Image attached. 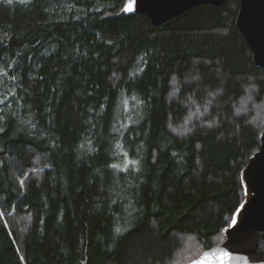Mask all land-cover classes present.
Instances as JSON below:
<instances>
[{
  "label": "trees",
  "instance_id": "obj_1",
  "mask_svg": "<svg viewBox=\"0 0 264 264\" xmlns=\"http://www.w3.org/2000/svg\"><path fill=\"white\" fill-rule=\"evenodd\" d=\"M126 1L0 0V264H184L244 200L264 71L239 0L158 27Z\"/></svg>",
  "mask_w": 264,
  "mask_h": 264
},
{
  "label": "water",
  "instance_id": "obj_2",
  "mask_svg": "<svg viewBox=\"0 0 264 264\" xmlns=\"http://www.w3.org/2000/svg\"><path fill=\"white\" fill-rule=\"evenodd\" d=\"M226 0H127L128 14L148 17L158 27L201 5L216 7ZM236 24L257 66L264 71V0H239ZM131 4V11L126 10ZM259 149L241 172L244 200L235 211L225 238L184 264H264V128ZM227 254V255H225Z\"/></svg>",
  "mask_w": 264,
  "mask_h": 264
},
{
  "label": "rangeland",
  "instance_id": "obj_3",
  "mask_svg": "<svg viewBox=\"0 0 264 264\" xmlns=\"http://www.w3.org/2000/svg\"><path fill=\"white\" fill-rule=\"evenodd\" d=\"M248 103V101L246 100V102H242V104H241V106H240V109H245L247 106H246V104ZM263 104H264V101H263ZM262 106V103L261 104H256V110H258V109H260V107ZM244 111V110H243ZM222 241V240H221Z\"/></svg>",
  "mask_w": 264,
  "mask_h": 264
},
{
  "label": "snow or ice",
  "instance_id": "obj_4",
  "mask_svg": "<svg viewBox=\"0 0 264 264\" xmlns=\"http://www.w3.org/2000/svg\"><path fill=\"white\" fill-rule=\"evenodd\" d=\"M8 2H11V0H8ZM131 8H132V6H131V4H129L126 10L131 11ZM241 110H242V109H238V111H241ZM114 167H115V166H114ZM20 184H21V186H23V181H20ZM4 214H5V213L0 212V215H4ZM117 231H119V229H117ZM225 255H227V254H225Z\"/></svg>",
  "mask_w": 264,
  "mask_h": 264
}]
</instances>
